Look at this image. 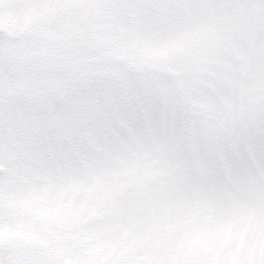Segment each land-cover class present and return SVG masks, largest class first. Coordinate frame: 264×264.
Segmentation results:
<instances>
[{
	"label": "snow or ice",
	"instance_id": "snow-or-ice-1",
	"mask_svg": "<svg viewBox=\"0 0 264 264\" xmlns=\"http://www.w3.org/2000/svg\"><path fill=\"white\" fill-rule=\"evenodd\" d=\"M0 264H264V0H0Z\"/></svg>",
	"mask_w": 264,
	"mask_h": 264
}]
</instances>
